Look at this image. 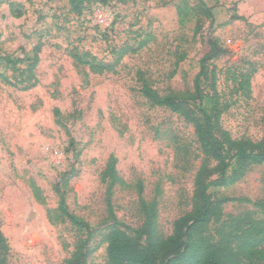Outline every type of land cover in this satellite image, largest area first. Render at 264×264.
<instances>
[{
	"label": "rangeland",
	"instance_id": "rangeland-1",
	"mask_svg": "<svg viewBox=\"0 0 264 264\" xmlns=\"http://www.w3.org/2000/svg\"><path fill=\"white\" fill-rule=\"evenodd\" d=\"M105 1L78 13L68 0H0V57L32 58L41 47L35 87L0 78V229L11 246L8 264H62L69 255L73 231L51 213L58 183L70 209L96 231L88 264H107L101 234L111 213L102 172L111 154L127 182L144 180L146 196L159 202L161 231L172 232L192 195L194 169L180 167L179 149L191 145L194 129L146 100L139 78L161 94L194 92L210 51L203 3L224 50L206 62L204 91L229 104L221 129L264 141V0ZM179 7L189 14L184 26ZM0 72L17 74L1 62ZM242 74H251L249 96L240 90ZM212 193L227 198L228 215L264 218V164ZM112 199L117 217L135 224L134 189H117Z\"/></svg>",
	"mask_w": 264,
	"mask_h": 264
},
{
	"label": "trees",
	"instance_id": "trees-1",
	"mask_svg": "<svg viewBox=\"0 0 264 264\" xmlns=\"http://www.w3.org/2000/svg\"><path fill=\"white\" fill-rule=\"evenodd\" d=\"M91 1L106 2L68 0L71 9L78 13ZM202 8L210 19L207 31L210 51L201 59L194 92L161 94L146 78H139L140 93L146 100L179 114L193 126L191 145L179 149L180 167L185 171L194 169L189 209L173 222L172 232L164 234L160 228L157 198L146 196L144 180L138 179L134 184L127 182L120 174L117 158L111 154L102 172L103 181L108 185L107 203L111 213V222L101 234V241L107 243V264H264V218L252 213L228 215L224 212L227 198H218L212 193L213 189L227 186L233 177H242L249 167L264 164V141L235 138L221 129V116L229 104L223 105L216 91L213 94L205 92L202 77L208 73L206 62L224 50L215 35L216 20L212 8L205 3ZM178 14L180 24L184 26L189 14L184 7L178 8ZM15 15L20 13L15 12ZM40 48L36 47L32 58L1 56L0 62L17 74L10 78L0 72V78L23 90L35 87L39 83ZM250 76L241 75L242 95L250 94ZM56 111L60 114L58 109ZM196 159H200L197 165ZM117 189H134L131 209L135 224L123 222L113 211L112 195ZM56 190L59 201L51 211L52 218L55 222L67 223L73 231L72 249L62 264H88L94 251L91 241L96 231L70 209L67 194L62 192L59 183ZM10 252L9 241L0 229V264H8Z\"/></svg>",
	"mask_w": 264,
	"mask_h": 264
}]
</instances>
